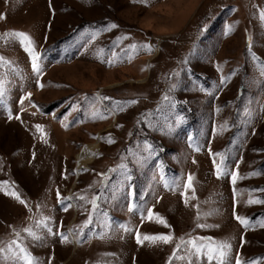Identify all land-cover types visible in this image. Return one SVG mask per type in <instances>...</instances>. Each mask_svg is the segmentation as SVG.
Segmentation results:
<instances>
[{"label": "rangeland", "instance_id": "374dc122", "mask_svg": "<svg viewBox=\"0 0 264 264\" xmlns=\"http://www.w3.org/2000/svg\"><path fill=\"white\" fill-rule=\"evenodd\" d=\"M0 57V264H264V0H0Z\"/></svg>", "mask_w": 264, "mask_h": 264}, {"label": "snow or ice", "instance_id": "6c2138e0", "mask_svg": "<svg viewBox=\"0 0 264 264\" xmlns=\"http://www.w3.org/2000/svg\"><path fill=\"white\" fill-rule=\"evenodd\" d=\"M112 27H116V25H112ZM8 35H11V36L19 38L21 43H26L29 46V47H26V50L29 51V52L32 51V49L30 47V45L32 44V41L30 40V38L25 33L17 32V33H10ZM147 47H150V46H147ZM36 59H37V57L33 54V60L35 61ZM2 60H3V58L0 57V61H2ZM34 67H35V70L37 72L40 71L39 66L37 64H34ZM29 95H31V94H29ZM37 127L39 128V126H37ZM236 179H237L236 176L232 177L233 183H235ZM190 181H191V177H189V182ZM189 186H190V183H189ZM13 195H15V193H13ZM16 198L19 199L18 196ZM21 202H23V201H21ZM149 217H151V213H149ZM237 219L240 220L241 223H246V221L242 220L240 217H237ZM161 222L165 223V226H167L166 222H164V221H161ZM199 226L200 225H198V227ZM49 231H51V229H49ZM62 238L64 240L67 239V237H63V236H62ZM144 239L145 240H151V241H154V242L155 241H161L163 243H169L172 240V237L169 236V235H157V236H145ZM137 240H138V243L142 242L139 239V235L137 236ZM13 243H15V242H13ZM182 245H184V246L190 245L191 247L189 249V252L192 255L201 254L202 249L206 248L207 250H206V252L204 254L207 256L208 261H211V260H213L215 258V256L213 255L214 253L218 254L219 257H220L219 264H224V257L227 255V250L230 249V247H231L226 242L220 243L218 245L206 246V245L199 244L197 242V240H194V239H190L188 241H182ZM9 247L11 248V246H9ZM17 247H18V251L20 253L24 254L23 257H22L23 261H24V264H33V259L30 258V256L27 254L26 250L23 249V248H19L18 245H17ZM177 250H179V247H178ZM0 251H3V249H0ZM174 255H175V253H174ZM17 258L20 259L19 256ZM180 258L182 259V257H180ZM189 264H191V261L189 262ZM238 264H242V262H238Z\"/></svg>", "mask_w": 264, "mask_h": 264}]
</instances>
